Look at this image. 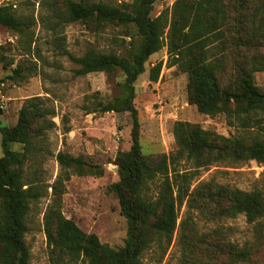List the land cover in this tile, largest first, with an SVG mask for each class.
<instances>
[{
	"label": "rangeland",
	"instance_id": "obj_1",
	"mask_svg": "<svg viewBox=\"0 0 264 264\" xmlns=\"http://www.w3.org/2000/svg\"><path fill=\"white\" fill-rule=\"evenodd\" d=\"M89 1L111 6L130 2ZM175 1L155 3L150 17L155 18L165 10L169 12ZM0 6H11L26 27L24 32L14 33L0 25V121L6 127L14 126L26 101L39 98L38 104L45 112L44 123L39 124L44 126L42 152L26 173L38 169L42 184L51 186L60 171L56 160L59 152L102 167V177L73 175L64 182L61 213L82 232L96 235L101 244L120 249L126 239L127 222L109 187L119 180L117 153L126 152L131 146V117L128 112L92 110L96 102L106 103L120 95L119 84L124 76L119 70L112 74L76 75L78 66L68 55L77 58L92 50L127 56L137 46L138 37L134 29L117 25L98 28L93 23H64L56 16L64 18V0H0ZM247 55L248 66L257 70L253 73L254 83L264 90V43ZM220 58L224 68L218 81L222 87L233 88L237 78L234 61L240 59L229 54ZM158 63L161 64L158 79L151 82L149 71ZM144 68L145 72L134 84L133 101L143 155L167 159L175 156L176 122L198 125L225 139L242 138L247 145L253 138L264 140V132L259 128L250 125L244 128L235 119L227 120L224 114L198 113L188 102V77L176 67H169L166 47L150 56ZM11 148L21 151L22 147ZM169 172L171 180L175 179V173L191 172L190 190L198 194H194V201L180 208L171 242L163 241L161 247L152 244L142 255L143 264H264V217L248 222L243 214L223 215L210 197L218 186L264 195V166L254 161L235 163L225 159L195 169L191 162L180 159L170 164ZM161 183L159 177L148 183L144 190L146 197L155 199ZM51 195L52 190L47 188L43 196L29 205L25 243L30 264H53L44 232V214ZM227 244L245 249L247 260L230 263Z\"/></svg>",
	"mask_w": 264,
	"mask_h": 264
},
{
	"label": "trees",
	"instance_id": "obj_2",
	"mask_svg": "<svg viewBox=\"0 0 264 264\" xmlns=\"http://www.w3.org/2000/svg\"><path fill=\"white\" fill-rule=\"evenodd\" d=\"M163 0H130L120 6L94 3L89 0H64V23L109 24L134 29L138 44L127 53H97L88 50L81 57L68 55L78 66L76 75L119 70L124 80L119 84L120 95L111 101L96 102L92 111L124 113L131 117L130 149L118 152L115 165L119 180L109 190L127 222L124 245L112 249L101 244L94 234L82 232L61 213L64 182L71 176L102 177L104 169L81 157L62 152L56 155L60 171L51 186H45L38 169L26 173L42 152L44 111L39 98H30L19 110L17 122L6 127L0 121V264H30V252L25 243L26 216L30 202L38 200L47 188L51 201L44 214V232L53 264H143L142 255L152 244H169L176 229L178 213L184 203L194 201L196 190H190L191 172L175 173L169 178V167L180 159L191 162L195 169L211 166L215 161H254L264 166V140L253 138L225 139L198 125L176 122L173 136L176 155L145 156L139 143V123L134 108V84L145 72L150 56L166 47L169 67L188 77V102L198 113L215 116L224 114L227 120H237L264 132V90L254 83L257 70L248 66L247 53L264 43V0H176L170 11L151 18L153 6ZM64 19V20H63ZM0 25L11 32L25 31L24 22L11 6H0ZM224 54L236 55L235 87H222L218 77L223 71ZM251 59V63H254ZM256 65V62H255ZM161 69L158 63L149 71V80L156 82ZM18 75L16 69L13 70ZM53 115V114H52ZM38 126H35V124ZM20 145L21 151L11 147ZM157 177L162 179L155 199L146 197L144 190ZM173 181V182H172ZM176 189L174 192L173 190ZM198 194V192H197ZM221 214H243L248 222L264 217V195L218 186L211 193ZM230 263L246 261L245 249L226 246Z\"/></svg>",
	"mask_w": 264,
	"mask_h": 264
}]
</instances>
